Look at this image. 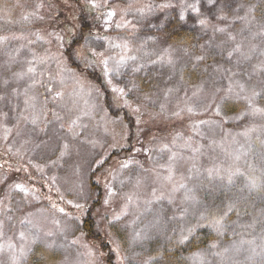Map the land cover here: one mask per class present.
Wrapping results in <instances>:
<instances>
[{"label": "rangeland", "instance_id": "obj_1", "mask_svg": "<svg viewBox=\"0 0 264 264\" xmlns=\"http://www.w3.org/2000/svg\"><path fill=\"white\" fill-rule=\"evenodd\" d=\"M90 1L106 9L86 18L103 32L70 48L80 68L104 69L108 60L99 82L49 50L59 37L24 30L42 19L45 3L0 0V264H167L177 258L164 253L203 230L208 244L180 262L264 264V0H199L200 13L184 10L183 21V4L196 0ZM115 7L120 15L109 17ZM204 18L207 27L197 23ZM171 19L196 39L160 35ZM228 33L235 42L224 43ZM236 44L249 59H228ZM253 88L260 95L249 107ZM221 216L217 234L210 223ZM197 252L203 258L193 260Z\"/></svg>", "mask_w": 264, "mask_h": 264}, {"label": "trees", "instance_id": "obj_2", "mask_svg": "<svg viewBox=\"0 0 264 264\" xmlns=\"http://www.w3.org/2000/svg\"><path fill=\"white\" fill-rule=\"evenodd\" d=\"M45 3V12L41 14V20H34L33 24H29L27 28L30 33H34V30L43 31V35L53 38L54 35L60 38L58 47L56 44L51 43L48 38L49 50L56 52V54L61 55L68 67L79 68L80 70L87 71L90 78H94L97 82L104 80V69L101 64L98 65V70H90L86 68H80L79 64H75L71 55V46L75 48V45L82 36L88 34L98 33L102 34L103 31L98 32L95 26H91L90 22L86 18L97 16H102L105 10L100 11L97 4L91 2L90 0H41ZM96 5L95 7L93 5ZM114 17L120 15L121 9L115 7ZM28 32V33H29ZM115 31H110L114 33ZM160 35L167 38V40L173 43L187 44L191 40L196 39L195 31L188 30L183 27L179 21L174 19L168 20L158 31ZM29 33V34H30ZM108 33V32H107ZM95 35V34H94ZM33 38V37H32ZM70 40H73L74 44L71 45ZM81 42V40H80ZM51 45V46H50ZM85 54V53H83ZM89 58V57H88ZM68 60V61H67ZM85 65V64H84ZM83 66V65H82ZM83 230L88 238L94 237V225L93 221L89 216H86L82 222ZM204 234L197 232L186 244L183 246L176 247L172 252L164 253V258H177V261L172 260L167 264H184L180 262V259H184L188 252L194 250L197 247H202L204 244H208L210 241L209 232L203 230ZM199 235L206 236V238L199 239ZM198 237V238H197Z\"/></svg>", "mask_w": 264, "mask_h": 264}, {"label": "snow or ice", "instance_id": "obj_3", "mask_svg": "<svg viewBox=\"0 0 264 264\" xmlns=\"http://www.w3.org/2000/svg\"><path fill=\"white\" fill-rule=\"evenodd\" d=\"M106 2H107V0H106ZM215 2H216V0H208L209 5H213L214 6ZM198 3H199V0H196V2H194V3H185V4H183V6H182L183 10L179 14V19L181 21H183L185 19L184 10H187V9H190L192 12H195V13L199 14L200 13V8L198 7ZM93 6L95 7L96 5L94 4ZM169 6H171V5H167V4L166 5H162V7H169ZM113 15H114V13L111 12V11L108 13L109 17H111ZM218 18L219 19H225V17H223V16H220ZM197 23H199L203 27H207L208 21H207L206 18L198 19ZM120 26L121 25H117V27H120ZM213 30H214V32H219V33H225L227 31L225 28H219V27H215V26H213ZM258 34L261 35V36H264V28H262L261 32L258 33ZM229 41H231V42H235L236 41V37L233 36L231 33L227 34V40L224 41V43L227 44ZM114 46L115 47H119L120 45H114ZM125 47H126V45H125ZM242 47H243L242 44H236L235 47H232L231 50L228 51V59H231V57L233 56L234 53H240L242 56H244L245 59H249L250 57L245 55V53L242 52V50H241ZM255 48H256V46L252 45L251 48H250V51H255ZM93 55H97V53L93 52ZM98 55H103V53H99ZM261 55H264V52H262ZM128 59H131V60L135 61L136 58L135 57H128ZM196 59L197 60H202L203 57L202 56H198V57H196ZM124 61H125V58L121 57V60L118 62L117 66L123 65ZM101 63H103L104 66H105L104 67L105 76H108L109 75L108 60L107 59L102 60ZM166 63L173 64L174 61L169 57L167 59ZM140 70H141L140 67L132 68V72H139ZM254 70H256L255 66H254ZM259 70L262 73H264V64L260 65ZM32 72H34V69L31 68V67L28 68L27 73H32ZM27 73H16L15 75H16L17 79H23V77L25 75H27ZM5 83H7V81H5ZM109 83H111V81H109ZM133 87H136V85H133ZM239 87H240L241 92H243L245 90L244 89V85H239ZM262 87H264V85H262ZM49 91H51V89H49ZM113 91L119 92L121 94L124 93V89L123 88H120V89L113 88ZM229 91H231V89H229ZM60 95H61L60 93H57V96H60ZM258 95H260V92H257L255 88L251 89V96H246L245 97V99H247L249 101V107H251L252 101ZM0 99H2V97H0ZM161 107L163 108V105ZM137 111H139V109H137ZM189 111H192V110L189 109ZM260 111H261L260 109L252 108L253 114H255L256 112H260ZM176 115H179V113H176ZM73 123H75V121H73ZM65 147H67V145ZM123 167H127V165H123ZM229 182H231V177H229ZM248 187H249L250 190H257L260 187V185L257 184V181L254 178H250L249 179V183H248ZM17 189L19 191H24V189L21 186H19V185L17 186ZM105 203H107V201H105ZM235 206H236L235 204H230L229 207H228V211H231ZM77 207H80V206L77 205ZM60 211H63V209H61ZM223 215H227V212H225ZM115 219L119 220L120 217L117 216V217H115ZM222 220H223V216H221L219 218H214L211 221V223H210V226L213 228L214 231L217 232V234H221V232L223 230L224 225L222 223ZM193 231H194V228H189L188 229L189 233H192ZM49 235H50V233H49ZM21 238L22 239L25 238L24 233H21ZM35 238L36 237H34L33 240H35ZM145 238H147V232L146 231L143 234L141 232H136L132 239H133V242H136V241H139V240H142V239H145ZM187 239H188V236L182 235L180 240L178 241V243L183 244ZM76 242L77 241H72L73 244H75ZM48 247H52V245H48ZM216 247H217V245L215 243H213V244H211L209 246V250L214 249ZM225 251H228V250L225 249ZM217 254H219V253H217ZM22 255H23V253H22ZM203 255H204V253L197 252V253H193L191 258L193 260H200V259L203 258Z\"/></svg>", "mask_w": 264, "mask_h": 264}]
</instances>
